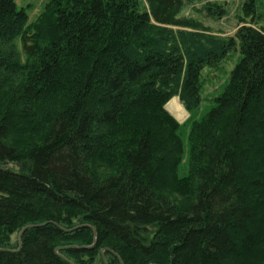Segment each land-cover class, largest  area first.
I'll use <instances>...</instances> for the list:
<instances>
[{
  "label": "trees",
  "instance_id": "1",
  "mask_svg": "<svg viewBox=\"0 0 264 264\" xmlns=\"http://www.w3.org/2000/svg\"><path fill=\"white\" fill-rule=\"evenodd\" d=\"M139 1L49 0L30 21L0 0V264H264V27ZM237 49L179 177L164 106L195 113L201 70Z\"/></svg>",
  "mask_w": 264,
  "mask_h": 264
},
{
  "label": "rangeland",
  "instance_id": "2",
  "mask_svg": "<svg viewBox=\"0 0 264 264\" xmlns=\"http://www.w3.org/2000/svg\"><path fill=\"white\" fill-rule=\"evenodd\" d=\"M18 9L26 8L29 20L34 21L44 10L49 0H15ZM250 0H185V6L178 15V19L185 24L205 26L215 33L234 36L237 30L246 25L264 27V0H256L255 12L251 16L245 15L246 4ZM147 0L139 1V9H147ZM246 21V22H243ZM241 57L240 49L230 52L224 59L214 66H205L200 73L202 83V102L198 110L191 114L179 97H173L164 106L165 110L178 122L179 139L183 145L181 163L178 176L184 177L189 173L193 134L203 131L204 116L215 105V99L224 90L229 81L232 70ZM180 107L178 111L176 107ZM178 112V113H177ZM198 127V132L194 130ZM178 202L187 203L178 198ZM256 229L260 228L256 224ZM20 233V232H19ZM19 233L12 234V240L19 238ZM166 239V235L164 236ZM262 246H259L260 251ZM104 253V251H102Z\"/></svg>",
  "mask_w": 264,
  "mask_h": 264
},
{
  "label": "water",
  "instance_id": "3",
  "mask_svg": "<svg viewBox=\"0 0 264 264\" xmlns=\"http://www.w3.org/2000/svg\"><path fill=\"white\" fill-rule=\"evenodd\" d=\"M85 226H87V225H85ZM30 227H34L33 225H29V226H26V227H24L21 231H20V233H19V241L21 242V238H22V234L24 233V231L25 230H27L28 228H30ZM76 228H78V227H75L74 229H76ZM94 231H95V233H96V229L94 228ZM104 251V250H103ZM102 254H103V252H102ZM117 256H118V258L120 259V262H121V264H124V262H123V260L121 259V257L118 255V254H116Z\"/></svg>",
  "mask_w": 264,
  "mask_h": 264
},
{
  "label": "bare ground",
  "instance_id": "4",
  "mask_svg": "<svg viewBox=\"0 0 264 264\" xmlns=\"http://www.w3.org/2000/svg\"><path fill=\"white\" fill-rule=\"evenodd\" d=\"M176 109H177L178 111H181V110H180L181 108H180V107H178V106L176 107ZM177 113H178V112H177Z\"/></svg>",
  "mask_w": 264,
  "mask_h": 264
}]
</instances>
